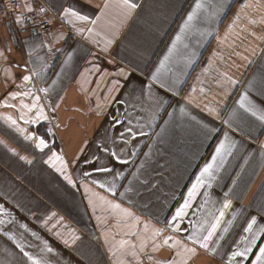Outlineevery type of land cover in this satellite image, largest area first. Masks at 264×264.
Wrapping results in <instances>:
<instances>
[{"label":"crops","instance_id":"0c3cea01","mask_svg":"<svg viewBox=\"0 0 264 264\" xmlns=\"http://www.w3.org/2000/svg\"><path fill=\"white\" fill-rule=\"evenodd\" d=\"M43 1L59 19L49 34L28 37L0 25V264H32L24 252L46 264H179L178 249L169 246L174 241L163 244L169 236L197 248L189 264H229L231 252L245 246L241 237H251L244 232L251 217L258 221L254 229L264 225V125L237 103L247 91L264 108V0H201L204 7L171 55L168 50L197 0H134L140 7L127 20L117 0ZM22 6L19 11H26ZM69 6L90 21L102 11L104 16L95 25L69 24L62 18ZM108 40L113 43L105 52ZM120 68L135 69L143 87L136 82L129 95L130 89L114 86L113 81L127 83L115 75ZM156 98L164 102L159 112ZM34 102L48 118L25 123L36 119L37 108L23 105ZM233 109L238 118L224 123ZM114 117L123 124L113 128ZM225 132L236 147L222 166L214 165L212 178L205 177L183 219L173 221ZM33 133L63 156V175L45 163L49 149L41 152L25 139ZM96 156L113 171L85 163ZM101 196L138 220L113 210ZM225 201L230 207L224 208ZM221 210L224 216L209 241L215 251L187 239L194 230L206 235ZM154 229L163 232L155 236ZM155 245L160 247L153 250ZM252 258L250 253L248 260L237 259L250 264Z\"/></svg>","mask_w":264,"mask_h":264},{"label":"snow or ice","instance_id":"6c2138e0","mask_svg":"<svg viewBox=\"0 0 264 264\" xmlns=\"http://www.w3.org/2000/svg\"><path fill=\"white\" fill-rule=\"evenodd\" d=\"M117 6L120 9V13L122 14V16L124 17L125 20L130 18L132 16V14L135 12V10L138 7H140V5L137 4L136 2H134V0H117ZM248 6L249 5H245V7H248ZM22 7L26 8V10L28 12L34 11V9L28 4H24ZM108 7H109V3L106 2L104 5V8L107 9ZM203 7H204V5H203V3H201V0H197V2L195 4V8L193 9L192 12H190L188 14L186 20L184 21V24L182 25V27L180 29V34H178L176 36L175 40L172 42V46L168 50L169 55H171L172 52L175 50L177 42L181 40V35L190 26L191 22L196 18L197 12L200 9H202ZM8 11H12V6H11L10 2L6 4L5 16H7ZM38 11L40 13L46 12L45 8L42 6L39 7ZM103 16H104V12L102 11L100 16H96V18L94 20L90 21V17L87 14H81V12L78 9H75L72 6L65 7L63 9V13H62V18L65 19L67 21V23H69V24H73V21L76 20V21H82V22H89L90 21L93 25H95L98 21L101 20V18ZM23 19H24V17L22 14L14 17V20L17 24L22 23ZM48 23H51V21H48ZM253 23H255V21H253ZM77 31L83 32L84 29H82V28L77 29ZM88 31L91 33L93 31V29L89 28ZM57 38L59 39L61 37H57ZM111 43H113L112 40H108L106 42V46L104 49L105 52L107 51V45H110ZM0 55H2V53H0ZM168 58H169V56H165L164 61H166ZM164 61H161V66H163ZM158 73H159V68L151 76V79L153 81L158 80ZM115 75L123 76L124 80L127 83L126 84H120L119 81H113L114 86H118L120 88L130 89V92L128 93L129 95H131L132 93L135 92L134 84L136 82H138L140 84V86L143 87L144 82L139 79L138 75L135 74V69H132V70H129L126 72L124 68H120L118 70V72L115 73ZM30 79H31L30 76H27V75L23 76L24 81H30ZM228 79H229V82H231L233 84L236 83V81L231 80L230 77ZM150 87H151V85H149V88ZM161 87H164V85L161 84ZM251 87H252V84L250 82L249 89ZM42 91L47 92V89H42ZM11 95L13 98H15L18 95V93H11ZM24 95H27V93H24ZM261 99L264 100V93L261 94ZM36 101H39V97H36ZM117 103L123 104V103H125V101L119 100V101H117ZM163 103L164 102L161 99L156 98L155 105H156L157 112L162 110ZM237 103H238L239 109H242L244 113H247L250 116L256 118V120H258L261 123V125H264V108L258 106L257 103L254 102L249 97L247 91L244 92L240 96V99L238 100ZM23 107L27 108L28 111H32L33 108H37L36 119L25 120V123H36V121L39 119H47L48 118L47 116H45L43 108L38 107V104L36 102H34L31 106L23 105ZM57 107H58V105H57ZM209 111H212V110L210 109ZM181 112L182 113L184 112L183 108H181ZM168 115L171 116V113H169ZM155 118H156V116H155V114H153L152 119L155 120ZM237 118H238V112L236 109H233L231 117L229 118V120L224 121V123L231 124V121L233 119H237ZM9 119L11 120V117H9ZM192 119L195 120L196 118L192 117ZM12 123L15 124L16 122L13 120ZM197 123L200 124L201 122L197 121ZM121 124H123L122 120H120L118 117L113 118V121H112V127L113 128H115L116 125H121ZM129 124H131V120H129ZM167 124H168V121H165V125H167ZM202 127L207 128V125L202 124ZM20 131H23V130L20 129ZM125 131L131 133L133 136L136 135V133H134L132 131L131 127L126 128ZM161 131L163 132L164 129L162 128ZM141 134H143V133H141ZM123 136H124V133L121 132L120 137L123 138ZM25 139L34 141L35 147L38 150H40L41 152H43L44 149H49V151H51V156H49L48 160L45 161V163L50 164L53 168H55V170L57 172L61 173L62 175L64 174V171L67 167V164L64 161L63 156L58 155L55 151H52L51 148L49 147L48 142L46 141V139L43 136H38L35 133H33L29 136H26ZM125 143H127V141H125ZM98 147H101V146H98ZM235 147H236V141L230 140L229 134L227 132H225L223 139L220 140L217 147L215 148V154L212 156V161L210 163L205 164V166L201 169L200 174L196 178V182L189 189L188 198L185 200V202L180 207H178L176 209L175 215L172 217L173 221H176L178 219H183V217L186 215V209L190 206L189 201L195 196L197 188L204 182L205 177L212 178V172H213L214 165L217 168L222 166L223 163L225 162V158L227 156L231 155L232 150ZM261 149H264V143L261 144ZM81 151H83V149ZM102 151L107 153L111 157H114L120 163H127V161L120 160L119 155L115 151L109 152V149L106 146H102ZM261 155L264 156V151L261 152ZM20 159L26 160L28 163L32 162V161L28 160L27 157L22 156V157H20ZM217 161H219V163H217ZM56 162H59V165H57ZM85 163L92 164L94 167H96L98 164L99 166L96 167L97 171H101V172H112L113 171L112 167H109L108 164H105V163L100 161L99 156H96L95 160L86 159ZM87 174L88 173H85V175H87ZM116 175H120V173H116ZM64 179L67 180L69 184L73 183L71 178L67 175H64ZM103 186L104 185H101V187H103ZM114 189H115V185H113L112 188H110L109 190L114 191ZM93 195H97V194L93 193ZM121 195H123V193H121ZM99 199L101 201H104L106 204H108L113 210H119L126 217H133V214L128 209L121 208L120 204L113 203L112 201H108V200H106L105 197H102V196L99 197ZM90 203H91V201H90ZM230 204H231L230 201H225L224 208L230 207ZM223 216H224V212L221 210L219 218H216L215 223L211 224L210 228L207 230L206 235H200L198 230H194L192 235L188 236L187 239L189 241H191L194 245H198L199 248H201V249H205L208 251H215L214 248H209V241L212 240L213 235L216 233L217 228L220 226L221 219L223 218ZM133 219L138 220L137 217H133ZM229 223H231V221ZM257 223H258V221H257L256 216H252L250 221L247 223V226L244 228V232L251 233V237L250 238L246 237V236L241 237V242L245 246L243 248H237V250L231 252V256L229 257V264H240V261L237 258H242L243 260H248L250 253L252 254V257H253L250 261V264H264V243L257 244L258 239H264V225H260L258 228L254 229V226L257 225ZM22 227H23V225H22ZM145 229L147 230V225H145ZM179 230H180V225L176 224L174 231H179ZM227 231H228V229L224 228V232H227ZM162 232H163V229H154L153 230V234L155 236L160 235ZM33 235H35V233H33ZM10 238L15 239L14 237H10ZM222 238L223 237H221V239ZM170 240L174 241L171 245H169ZM65 243H67V241H65ZM125 243H126L125 241H121L122 245ZM163 244L169 245L170 247L178 249L175 254H176V256H179L181 258L179 261V264H189V261L198 255L196 247H188L182 241L174 240V238L171 236L165 238L163 240ZM17 246L21 247L19 244ZM141 247H143V244L141 245ZM159 247H160V245H155L153 250H156V248H159ZM254 247L257 248L258 251L253 252ZM47 250L49 252L52 251L51 248H47ZM21 251L23 252V247H21ZM24 255L27 256L30 261H32V264H46L45 261L36 259V258L32 257L31 255H29L27 252H24ZM133 255H135V253H133ZM168 264H178V262L176 260H170L168 262Z\"/></svg>","mask_w":264,"mask_h":264},{"label":"built area","instance_id":"2783aa9c","mask_svg":"<svg viewBox=\"0 0 264 264\" xmlns=\"http://www.w3.org/2000/svg\"><path fill=\"white\" fill-rule=\"evenodd\" d=\"M32 1L35 2L34 7H32L34 11L28 12L26 10L22 12L19 9L23 5L24 0H0V25L16 33L20 31L28 37H40L49 34L55 27L54 20L57 23L59 19L43 0ZM9 2L11 3L12 11H8L7 16H5L6 4ZM41 6L45 8V13L38 11ZM21 14L24 19L22 23L17 24L14 17ZM48 21H51V23H48Z\"/></svg>","mask_w":264,"mask_h":264}]
</instances>
